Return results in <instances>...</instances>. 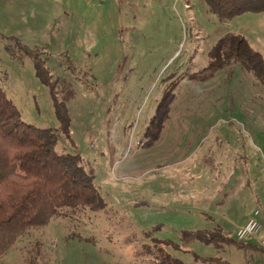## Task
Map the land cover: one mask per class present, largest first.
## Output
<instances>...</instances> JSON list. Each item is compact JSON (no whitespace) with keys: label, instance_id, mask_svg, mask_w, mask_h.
<instances>
[{"label":"rangeland","instance_id":"1","mask_svg":"<svg viewBox=\"0 0 264 264\" xmlns=\"http://www.w3.org/2000/svg\"><path fill=\"white\" fill-rule=\"evenodd\" d=\"M230 33L264 58V12L222 22L206 0H0V88L57 134L58 153L81 156L106 204L62 208L0 264L264 260V83L234 62L188 78ZM256 211L262 233L240 242Z\"/></svg>","mask_w":264,"mask_h":264},{"label":"trees","instance_id":"2","mask_svg":"<svg viewBox=\"0 0 264 264\" xmlns=\"http://www.w3.org/2000/svg\"><path fill=\"white\" fill-rule=\"evenodd\" d=\"M206 2L210 12L222 22L247 12H264V0ZM210 57L207 67L190 75L189 80L207 82L234 62L254 71L264 83L263 55L255 51L242 35L228 34ZM36 67L38 76L52 88L61 129L69 134L70 118L66 107L59 103L43 68ZM57 146V134L52 129L26 123L20 110L0 88V257L31 228L47 226L62 208L90 207L95 211L105 208L95 178L82 165L81 156L58 153ZM193 235L200 241L211 243L213 236H220V232L209 236L206 231H197ZM162 243L177 247L170 241ZM167 262L168 256L156 264H180Z\"/></svg>","mask_w":264,"mask_h":264},{"label":"built area","instance_id":"3","mask_svg":"<svg viewBox=\"0 0 264 264\" xmlns=\"http://www.w3.org/2000/svg\"><path fill=\"white\" fill-rule=\"evenodd\" d=\"M260 215L261 213L256 211L248 222L237 230L236 237L240 242L256 239L262 233L263 225L260 220ZM261 244L264 247V239ZM251 264H255V262Z\"/></svg>","mask_w":264,"mask_h":264},{"label":"crops","instance_id":"4","mask_svg":"<svg viewBox=\"0 0 264 264\" xmlns=\"http://www.w3.org/2000/svg\"><path fill=\"white\" fill-rule=\"evenodd\" d=\"M249 246H252V245H249ZM200 258H203V257H201L200 256ZM180 259L179 258H175L174 259V261L172 262V263H182V260L181 261H179ZM197 260H198V258H197ZM253 262H255V264H264V260L263 261H253ZM252 262H250L249 264H251ZM202 264H204V263H202ZM205 264H219V263H205ZM226 264H231V263H226Z\"/></svg>","mask_w":264,"mask_h":264}]
</instances>
